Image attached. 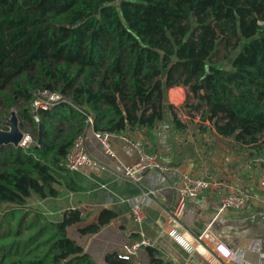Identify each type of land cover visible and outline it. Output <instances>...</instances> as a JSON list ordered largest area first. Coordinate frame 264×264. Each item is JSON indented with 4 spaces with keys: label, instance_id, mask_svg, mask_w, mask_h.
<instances>
[{
    "label": "trees",
    "instance_id": "trees-1",
    "mask_svg": "<svg viewBox=\"0 0 264 264\" xmlns=\"http://www.w3.org/2000/svg\"><path fill=\"white\" fill-rule=\"evenodd\" d=\"M97 6V14L80 21ZM263 21L264 0H0V94L11 86L10 105L25 101L19 109L22 118L45 123L43 147L29 152L21 146L0 147L1 155L13 158L11 166H0V264H100L72 229L95 234L117 216L102 208L96 220L84 223V212L76 207L53 220L28 205L34 194L59 195L49 161L65 158L90 116L86 108L77 112L67 101L54 106L69 108L64 119L74 121L78 114L81 120L72 124L74 138L54 144L46 138L47 123L30 114L38 87L57 91L55 84L62 83L60 91L70 92L73 102L81 100L78 105H107L109 116L93 118L95 131L121 132L152 129L166 112L177 127H188L166 95L172 86H188L198 98L191 103L189 93L181 105L190 120L189 110L206 107L202 129L213 126L223 136L264 147ZM222 43L228 49L224 58L231 57L228 69L208 64ZM52 109L40 114L48 118ZM155 254L148 247L149 264H168ZM104 263L128 264L115 250L106 252Z\"/></svg>",
    "mask_w": 264,
    "mask_h": 264
},
{
    "label": "crops",
    "instance_id": "crops-1",
    "mask_svg": "<svg viewBox=\"0 0 264 264\" xmlns=\"http://www.w3.org/2000/svg\"><path fill=\"white\" fill-rule=\"evenodd\" d=\"M178 116L188 127H177L171 113L166 112L164 119L152 129L141 126L112 132L108 138L111 152L106 149L101 152L93 125L86 127V147L99 166L87 167L79 171L78 176L70 178L67 190L70 191L71 205L66 209L77 207L84 210V223L96 220L102 208L115 211L117 216L91 235H80L74 226L73 236L84 239L85 249L90 253L94 251L97 261L102 260L108 250L120 252L124 243L139 237L141 232L153 241L150 248L156 251V257L164 259L167 255L173 261L183 258L186 255L184 250L165 236L164 230L177 204L183 175L194 172L210 177L216 184L187 199L180 221L188 236L196 238L208 229L213 241L227 244L238 256L224 260L223 264H264V194L255 197L253 191L254 185L261 184L256 158L264 155V147L223 136L213 126L204 130L193 125L181 108ZM193 120L195 124L200 121L198 117ZM205 124L209 125V120ZM133 140L143 141L158 153L162 148V159L168 168L161 173L146 174L139 183L127 180L124 166L139 159ZM151 185L156 190L154 202L145 207L146 220L138 225L131 215L130 200ZM232 191L245 194V208L220 211L222 197ZM204 244L212 247L208 239ZM144 252L148 263V248Z\"/></svg>",
    "mask_w": 264,
    "mask_h": 264
},
{
    "label": "built area",
    "instance_id": "built-area-1",
    "mask_svg": "<svg viewBox=\"0 0 264 264\" xmlns=\"http://www.w3.org/2000/svg\"><path fill=\"white\" fill-rule=\"evenodd\" d=\"M261 23V22H260ZM182 89V90H181ZM167 98L169 103L173 104L176 109L180 110L186 98L184 87L172 86L167 90ZM64 100L63 95L49 88L38 87L34 92V97L30 103V109L36 118H39L41 111L50 110ZM188 116V115H187ZM188 119H191L188 116ZM89 125L94 123L93 118L89 116ZM112 132L107 130L95 131V136L105 145L107 152H111L109 145V136ZM28 134L22 143H26ZM86 129L78 133L71 145L69 151L64 158L65 169L71 172H79L87 167L99 166V163L92 158L86 147ZM133 144L139 152V159L133 163L124 166V177L133 182L139 183L146 174L153 172L161 173L168 167L160 162L159 154L155 150H151L147 144L141 140H133ZM260 167L259 181L264 187V155L256 158ZM104 169V166H102ZM210 177L200 176L194 172H187L183 175V183L179 187V198L177 204L167 220V227L164 230L165 236L170 238L177 244L186 255L176 261L171 260L170 256L159 257L168 264H223L224 260L236 258L238 255L224 242L213 241L210 236V231L207 229L201 232L196 238L189 237L186 228L182 225L180 218L184 213L186 201L189 197L197 196L205 190L215 185ZM156 190L155 186L151 185L142 190L135 198L130 200L131 215L135 223L142 225L146 220V208L154 202ZM264 204V198H263ZM246 206V196L243 192H228L220 202L219 210L234 208L242 210ZM81 210V209H80ZM84 212V210H81ZM208 239L212 243V247L204 244V240ZM151 238L143 232L139 237L126 242L122 245L121 251L117 253V258L131 264H141L140 250L153 246ZM240 259V257H238ZM242 262L246 260L240 259Z\"/></svg>",
    "mask_w": 264,
    "mask_h": 264
},
{
    "label": "rangeland",
    "instance_id": "rangeland-1",
    "mask_svg": "<svg viewBox=\"0 0 264 264\" xmlns=\"http://www.w3.org/2000/svg\"><path fill=\"white\" fill-rule=\"evenodd\" d=\"M261 23L264 25V21ZM221 34L223 36H226V33L224 30H223V32H221ZM236 52H237V50L232 51V55H234ZM227 54H228V49L224 46V43H222L221 45H219L218 50L209 59L208 64H215L217 66L224 67L227 69L230 68L231 67V57L227 58V59L224 58V56H226ZM101 72L102 71L96 72L97 73L96 77H95L96 80H100L102 78ZM29 74H35V73L32 71V72H29ZM35 85H39V83H37ZM61 86H62V83H56L55 84V88L57 89L56 92L63 95V97H64L63 101H67L68 104L73 105V107L77 110V112H82L81 108H86L87 110H89L90 116L92 118H94L95 116H98V115L109 116L110 110H109V107L107 105H105L103 103L97 104V107H98L97 109H93L91 106L85 104L84 102H82L81 105H78V102H80L81 100L78 99L77 100L78 102L77 101L73 102L71 100V98H73V95L70 92L60 91ZM182 87L185 88L186 96H187L190 93L188 86H182ZM93 88L95 90H97L98 89V83H94ZM11 89H12V87L9 86L8 89L5 91V93H3V94H6V96H3V94H0V128H3V129L6 128L5 120L8 116H10L11 111L15 110L17 112V115H18V118L20 121V127H21L22 131H24L29 136L26 143H22V145H20V146L22 147L24 152H29L30 148L38 145V125H34V123L32 121H30V119H23L22 116L20 115L19 109L21 106L26 105L25 101L17 100L15 105H12V106L10 105ZM190 95H191V100H190L191 103H194V104L197 103L198 98L196 96H194L192 93H190ZM68 109L69 108L66 109L63 106L58 107V108H53L51 111L52 113L48 118H44L43 114L39 115L47 123L48 132H47L46 138H48V140L54 142V144H56V145L60 144L63 141V139L67 136H69V137L72 136V138H74L75 135L77 134V131L72 128V124L77 125V124L81 123V120L79 119V115L76 113H75L76 115H75L74 121H72L70 119H64L63 118V115L67 116V114H69ZM186 110H187V108H186ZM205 110H206V107H203L198 112H196L194 110H189V112H190V114H192V116L198 117L200 119L201 114L205 113ZM176 111L178 114L180 113L179 109H176ZM30 114L34 117L31 110H30ZM184 114L188 115L187 113H184ZM34 119H35V117H34ZM189 122H191L192 124L194 123L193 125H199V122H197L195 124L196 121H194V120H190ZM88 127H90V126H88ZM91 133H92L91 129L89 128V134H91ZM86 142H88V141L86 140ZM97 145H98L99 149L101 150V152L105 150V145L102 142L97 141ZM9 146H12V145H9ZM15 148H17V147H15ZM159 152L160 153H158V154H159L160 162L164 164V161L162 159V154H163L162 148L159 149ZM0 155H1V153H0ZM1 156H2V160H5V158L7 159L6 165L1 164V162H0L1 167H5V166L9 167L12 165L13 158H10V157L7 158L8 155L5 153H3ZM63 163H64V158H61L59 160V162H57L56 164H52L49 161L51 169L56 173L57 178H58V183L56 184V187L59 190V195L57 197L41 198L38 195L34 194L28 199V205H30L31 208L43 211L49 219H53V220L59 219L60 215H61V211L65 210L68 206L71 205L70 200L68 198L70 191L67 190L69 182H70L69 180L73 176H78V174H79V172L78 173L77 172H71V171L65 169ZM165 170H163V171H165ZM253 191L255 192V197H258V196L264 194V187L261 184L260 185L256 184L253 186ZM75 195L78 198V194H75ZM76 239L79 243L84 245V239H80V238H76ZM144 250H145V248L140 250L141 264H149V261H148V263L146 261V258H145L146 255H145ZM108 251H113V250H108ZM90 254L96 262L101 263L103 261L101 264H105L104 263V256H103L102 260L97 261L98 257L94 254V251L91 252Z\"/></svg>",
    "mask_w": 264,
    "mask_h": 264
},
{
    "label": "water",
    "instance_id": "water-1",
    "mask_svg": "<svg viewBox=\"0 0 264 264\" xmlns=\"http://www.w3.org/2000/svg\"><path fill=\"white\" fill-rule=\"evenodd\" d=\"M104 5V4H103ZM99 7L97 6L95 11L88 12L84 18H82L80 21H84V19L88 16H91L93 14H97L99 12ZM195 6L193 7V9ZM79 22L76 23V25ZM36 120H39V118H36ZM5 126L6 128H0V147L12 145L14 147H19L22 145V142L24 141L26 137V133L22 131L20 127V121L17 115V112L15 110H12L10 113V116H8L5 120ZM44 135H45V123L40 122L38 125V145L39 147L44 146Z\"/></svg>",
    "mask_w": 264,
    "mask_h": 264
}]
</instances>
